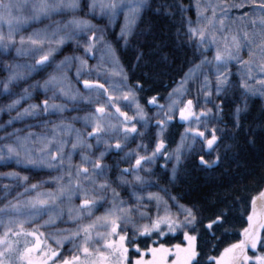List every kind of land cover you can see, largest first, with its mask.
<instances>
[{
    "label": "snow or ice",
    "instance_id": "snow-or-ice-1",
    "mask_svg": "<svg viewBox=\"0 0 264 264\" xmlns=\"http://www.w3.org/2000/svg\"><path fill=\"white\" fill-rule=\"evenodd\" d=\"M153 4L154 7L149 5L148 0H9L8 3L0 0V24L6 23L9 28L7 36L0 33V50H8L9 56L11 49L16 50L10 62L0 61V71L6 73L0 78V96L7 100L0 111L17 113L7 121V126L14 121L36 118L39 124L29 127L45 129L42 133L24 135L17 130L0 137V161L15 160L18 166L28 170H47L51 180L46 183L55 186L53 191L41 192L38 189L45 182L30 184L24 193H17L13 200L0 207V264H169V256L176 257L171 264H201L196 235L185 231L183 237L187 246L182 248L180 244L165 246L169 234L199 223L205 236L214 240L216 231L229 224L232 209L227 201L218 205L207 223L198 220L193 210H187L184 220L178 223L169 213L161 214L160 197L149 191L155 187L167 193V189L159 187V177L151 179L156 175L151 165L158 155H163L166 161L170 159L161 136L175 117L177 100L174 97L181 93L173 90L166 97L151 95L148 85L154 75L166 69L169 47L163 38L164 30L158 35L154 27L148 25L137 31V21L143 19L146 7L157 18L179 17L176 43L193 49L189 71L181 81V87L191 96L179 100L182 105L179 119L187 125L182 139L199 138L202 151L211 156L223 147L226 155L232 147L225 143L226 138L244 136L249 144L256 142L254 129L246 127V121L252 118L246 98L257 94V89L248 83L256 78L254 64L255 71L264 77V0H234L227 4L189 0L187 6L183 0H153ZM193 8L195 20L186 15ZM24 9L29 11L21 15ZM233 10L240 12L245 20L249 14H260L258 24L256 20L250 23L251 36L244 31L229 40L223 17ZM208 12L210 16L205 14ZM120 15L123 23L119 24V32L114 33L115 40L110 42L107 35L111 33H107V29ZM56 16L60 19H55ZM97 17L102 27L91 23V19ZM38 24L44 27L37 28L27 38L21 36L17 46L14 34L21 26ZM133 45V67L143 70V76L129 84L119 64V53L121 47L128 49ZM65 46L72 54L58 60ZM245 49L249 60L241 56ZM213 50L209 59L208 53ZM77 52L83 55H76ZM27 55H31V63L18 62V57ZM90 59L97 63L89 67ZM233 61L241 66L237 75L244 99L230 114V129L227 126L222 129L217 127L223 104L221 93L227 92L232 84ZM104 65L116 71L108 72ZM70 67L75 68L72 79L67 71ZM242 68L247 71L243 72ZM102 71L108 78L119 77V86L106 88L99 83ZM94 72L96 78L92 79ZM35 76L40 79H34ZM209 77L214 78V83ZM73 79L82 88H75ZM21 83L26 86L14 91ZM257 83L264 86V78ZM212 89L220 104L211 99ZM93 92L97 95L93 96ZM260 94L264 96V87ZM40 96L43 99L38 103H29ZM70 102L74 105L72 109L67 107ZM22 103L27 107L21 111ZM145 107L153 112L151 116L145 112ZM127 110L133 115H128ZM70 111L85 112L84 116L71 117L72 122H83L82 130L65 122L64 113ZM51 116H56L57 120H50ZM256 119L258 126L264 128V108ZM131 144H135V148H131ZM179 148L176 165L183 155ZM74 154L79 155V162L75 164ZM110 154L118 159L109 165L104 161ZM221 159L219 153L211 160L199 155L198 163L211 168L218 166ZM121 162L129 166L120 168ZM176 165L169 182L175 179ZM4 175L29 184L28 176L16 172ZM29 192L36 195L24 198ZM168 199L174 201L175 198ZM74 200H79V204L71 206ZM153 201H156L154 215ZM65 204L69 205L67 210L62 207ZM254 216V213L248 215V226L243 228L237 242L224 248L219 257H209V264L213 260L215 264H264V218L254 222ZM66 223L74 227L60 226ZM53 236L57 237L54 241ZM65 243L72 246L67 254L62 250ZM146 254L152 259L145 260Z\"/></svg>",
    "mask_w": 264,
    "mask_h": 264
},
{
    "label": "rangeland",
    "instance_id": "rangeland-1",
    "mask_svg": "<svg viewBox=\"0 0 264 264\" xmlns=\"http://www.w3.org/2000/svg\"><path fill=\"white\" fill-rule=\"evenodd\" d=\"M8 2H9V0H3V3H8ZM183 2L187 6L189 3V0H183ZM193 2H194V0H193ZM211 2L214 4L215 3L227 4V3L234 2V0H211ZM148 3H149V5L154 7L153 0H148ZM24 10L29 11L28 9H24ZM148 13H149V15L151 13H152L151 15H155L154 12L150 10V8L146 7L144 9V12H143V19L137 21V24H138V27L136 29L137 31H141V30L146 28L145 25L144 26H141V25H142V23L144 24L146 22V17H148ZM205 14L209 15V16L211 15L210 12L205 13ZM21 15H23V14L21 13ZM186 15L189 16L191 19L195 20L196 19L195 8H193L191 12L186 13ZM259 17H260L259 13H257L255 16H253L252 14H249L248 19L245 20L241 17L240 12L233 10L230 12V14L228 16L223 17V26L227 30L225 32V34L229 36V40H230L232 35H236L237 33H242L244 31H247L249 33V35L251 36L252 28L250 26V23L252 20H256L257 24H258L259 23ZM55 19L59 20L60 17L56 16ZM99 19H100L99 17H97V19H91V23L92 24H98V26L102 27L103 24L99 23ZM155 19L157 21L160 20L157 17H155ZM170 20H171V22L174 23V37H175V41H176V30L179 28V17L177 16L176 18L170 19ZM104 22L105 23L107 22L106 17L104 18ZM45 23H48V21H45ZM120 23H123V16L122 15L118 16L116 18V20L113 21V26L110 27L109 29H107V33H111V34L107 35V39L110 42H113L115 40L114 33L119 32V30H120L119 24ZM219 26H220L219 21H217V27H219ZM43 27H44L43 24L34 25L32 27L21 26L19 32L14 34V40L16 41L17 46H19V41H20L21 36H24L25 38H27V36L29 34H31L33 31H35L37 28H43ZM8 31H9V28H8V25L6 23L0 24V33H3L5 36H7ZM176 44H177V47L179 48V51H182L183 59H182L181 64L179 66L180 69H179V72L177 73V76L174 78L173 82L170 84L168 91L164 94V96L166 97L173 90H176L177 92L181 93V95L174 97V99L177 100V107L175 109L174 119L176 117L179 118V107H182V105L179 104V100L191 98V96H189L187 94V92H185L184 89L181 87V81L183 80L184 73L189 71V67H190L189 61L191 59H193V49L191 47H184L183 45H179L178 43H176ZM113 46H115V44ZM29 48H31V46ZM133 49H134V45L128 49H124L123 47H121L120 53H119V64L123 68V71L127 74L128 78L130 77V75L138 73L137 72L138 69L133 67V64H134ZM7 51L8 50H6V49L0 50V61H3L4 63L10 62L12 60V57L16 55L15 49H11V53H12L11 56L7 55ZM213 53H214V50H213V52L208 53L209 59H212ZM71 54L72 53H71L69 47L65 46L64 50L60 54H58L57 59L58 60L63 59V57L65 55H71ZM76 55H83V53L77 52ZM96 55L99 56L100 54L97 53ZM241 56L244 60H249V56L247 54L246 49L241 52ZM36 58L37 59L39 58V54L36 55ZM125 58H127V60L130 59L131 62H129V63H131V67L127 66V62L125 63ZM17 60L20 63H24V62L31 63L32 62L31 55H27L24 57H18ZM96 63H97L96 60H91V59L88 60L89 67H91L92 65H94ZM240 67L241 66L237 65L235 63V61L232 62V66L230 68V71L233 74L232 76H230V80L232 81V84L229 87V89L227 90V92L221 93V96L223 97L222 107H223V105H232V110L229 111L228 114H226L229 119L231 118L230 114L232 113L236 104H242V101L244 99L241 95L243 90L240 89V87H239L240 76L237 75V69ZM255 67H256V65L254 64L253 65V68H254L253 74L255 75L256 78L249 80L248 83L257 89L256 95L261 98V100L263 101V104H264V96H262L260 94V90L264 86L257 83L258 80H260L264 77H261L259 72L255 71ZM104 68L107 69L108 72H112L111 68H108L107 65H104ZM67 71L69 74V78L72 79L74 76V73H75V68L70 67ZM115 71H116V69H115ZM242 71L246 72L247 69L242 68ZM5 75H6V73H4L3 71H0V78H3ZM95 78H96V73L94 72L92 74V79H95ZM209 78L214 83V78L213 77H209ZM34 79L39 80L40 76H35ZM201 79H202V77H201ZM31 82L32 81H29V83H31ZM99 83H103L106 88H111L113 85L118 87L119 86V77L114 76V77L108 78L106 75H104V72L102 71V75H101V78L99 79ZM128 83L132 84L133 82H131L128 79ZM25 86L26 85L21 83L19 85V87L14 88L13 90L19 91L20 88H23ZM73 86L75 88H82L81 85L75 83L74 79H73ZM197 87H198V85H197ZM212 91H213V96L211 97V99H213L214 103L220 104L221 101L215 99L214 89H212ZM113 94H118V93H113ZM92 95L96 96L97 93L93 92ZM100 95H101V98H103L102 93ZM252 96L253 95L247 96V98H246L247 99V105L249 104L250 97H252ZM39 99H43V97L40 96L36 99L29 101V103H38ZM57 102H59V101H57ZM160 102L163 103V101H160ZM6 103H7L6 98L0 96V106H3ZM140 103L143 104V101H140ZM207 106L211 107V105H207ZM23 107H27V104L22 103V107L20 109L21 111H22ZM67 107L69 109H72L74 107V105L70 102L67 104ZM127 111H128V115H133V112L131 110H127ZM145 112H147V114L149 116H151L153 114V112L148 111L147 107H145ZM222 112H223V108H222ZM222 112H221L220 117H219L220 123L217 124V127L224 129L227 125H223L221 123V116L223 115ZM16 114H17L16 111H12L11 113H9L7 111H0V137H4L8 133L13 132V131H17V130H19L20 135L27 134L28 132L42 133L45 131V129L43 127H29V125L39 124V120L36 118H26L23 120L14 121L11 126H7V121H9L10 118L15 117ZM243 114H245V113H242V115ZM84 115H85V112H83V111L66 112V113H64V117L66 118L65 122L73 123L74 128L82 130L83 129V122L82 121L72 122L71 117L72 116H84ZM49 119L50 120H57V117L51 116V117H49ZM186 126L187 125H185L183 122L182 129L180 130L175 141H173V143L170 146H166L164 144L165 149L167 151V155L170 157V159H168L166 161L165 157L163 155H158L151 165L153 172L156 174L155 176L151 177V179L156 180L157 177H159L160 179L157 181V183L159 184L160 188L167 189V193H165L163 191H159L155 187L149 189V191L155 193L156 195H158L160 197L161 209H162L161 214L163 215L165 212L169 213L171 218L178 223L184 220L187 210H193L196 214H198L197 209L194 206L182 204V202L179 200L177 195L172 191L173 186L176 184V182L179 179V175L181 173L185 172L186 170H187V172H190L189 168H191L194 165L200 166L201 168H205L198 163V156L204 155L206 160H211L217 154L218 150H220V149H217L210 156L208 153L202 151V142L199 140V138H197L195 141H193L190 136L188 139H182V133H184V129ZM48 127L50 128L51 125H49ZM166 130H167V127L165 128V130L161 136L163 143H165L164 142V136H165ZM226 139H225V141H226ZM8 142H10V141H8ZM189 144L191 145V148L188 147ZM181 145H183V147L179 148V146H181ZM130 147L135 148V144H131ZM178 148L180 151L183 152V155L181 156L180 164L176 165L175 156L177 154ZM125 151H127V149H125ZM117 159H118V157L115 154H110L106 157L104 163L110 165L114 161H116ZM78 162H79V155L74 154L73 163L75 164ZM133 163H134V160H133ZM174 165H176V176H175V179H173L171 182H169V178L172 176V170H173ZM128 166L129 165L127 162H121L120 163V168H127ZM205 169H209V168H205ZM11 172L19 173L20 176H28L29 177V184L25 185V184H23V182L18 181L15 178L8 177V176L4 175L5 173H11ZM55 175H56V173L53 172L52 176H55ZM49 180H51V176H49L47 174V170H44V171H40L37 169L28 170V169L24 168L23 166H18L17 163L15 162V160L0 161V207H3L4 203H6L7 201L13 200L14 197H16L17 193H24L25 187H29L30 184H41V182H45L42 184L41 188L38 189V191H41V192L53 191L55 189V186L54 185L49 186V184L46 183ZM5 186H7V187H5ZM35 195H36V192H29L25 195L24 198L34 197ZM169 197H174L175 198L174 201H169V199H168ZM78 204H79V200H74L73 204L71 206H75ZM62 207H64L65 210H67V207H69V205L65 204V205H62ZM152 207H153V215H154L155 214L156 201H153ZM253 213L255 214L254 222L257 219L264 218V191L259 196H256L253 199L252 204H251L250 214H253ZM96 215H101V212H96ZM46 218L47 217H45V219ZM65 219H67L66 216H65ZM43 222L44 221H40V223H43ZM140 223H147V221H140ZM60 226L62 228L74 227V225L67 224V223L61 224ZM190 226L191 225L176 230L177 232H181V239L184 241V246H187V241L184 240L183 233L185 231H187L189 233V235H192L190 233V230H188L190 228ZM165 230L167 231V229H165ZM0 231H2V229H0ZM41 231H44V229H41ZM49 231H51V230H49ZM176 231H175V233H176ZM170 235H173V234H169V236ZM56 238L57 237L53 236V241ZM155 238L156 237L153 236V239H155ZM141 240H143V239L141 238ZM142 244L143 243L140 244L141 249L144 248ZM228 246H226V247H228ZM71 247L72 246L70 244L65 243L62 250L65 251V253L67 254L68 249ZM144 250L145 249H143L142 251H144ZM90 251H91V249H90ZM144 259L149 260L150 256L148 254H146ZM214 264H215V262H214Z\"/></svg>",
    "mask_w": 264,
    "mask_h": 264
},
{
    "label": "trees",
    "instance_id": "trees-1",
    "mask_svg": "<svg viewBox=\"0 0 264 264\" xmlns=\"http://www.w3.org/2000/svg\"><path fill=\"white\" fill-rule=\"evenodd\" d=\"M151 14L148 13L146 22L141 26L152 25L158 35L164 30L163 38L168 43L169 55L166 69L162 74L154 75L148 87L151 89V95L164 96L179 72L183 57L175 41L174 23L163 18L157 21L156 16ZM126 62L127 66L131 67L130 59L125 58ZM137 72L129 77L133 83L138 82L143 76V70L138 69ZM222 108L221 123L230 129V119L226 114L232 110V105H223ZM262 108L264 104L259 96L250 97L248 111L252 113V118L246 121V127L251 126L255 131L254 144H249L244 136L227 138L225 143L232 146L231 151L225 155L223 147L218 150L217 153L222 157L218 166L205 169L194 165L189 168L190 172H187L186 168L172 188L182 203L197 209V219L205 223L222 201H227L231 206L232 216L229 224L216 231V239L209 240L199 223L192 224L188 229L192 235L197 236L196 244L201 264H209V257H216L226 246L237 242L243 228L248 225L247 217L253 199L264 191V128L258 126L256 119ZM182 124L183 122L176 117L168 125L164 136L166 146L175 141ZM167 239L169 242H181V233L177 232Z\"/></svg>",
    "mask_w": 264,
    "mask_h": 264
},
{
    "label": "flooded vegetation",
    "instance_id": "flooded-vegetation-1",
    "mask_svg": "<svg viewBox=\"0 0 264 264\" xmlns=\"http://www.w3.org/2000/svg\"><path fill=\"white\" fill-rule=\"evenodd\" d=\"M182 204H184V203H182ZM176 233H177V231H176ZM175 233V234H176ZM181 233V232H180ZM143 239V238H142ZM175 244H180L181 245V247L183 248V247H186V246H184V241L182 240L181 242L179 241V242H168V243H166L165 244V246L166 247H171V245H175ZM143 249H145V247L143 248ZM143 249H141V250H143ZM173 251H175V249H173ZM149 256H150V259H152V257H151V255L150 254H148ZM220 255V253L216 256V257H218ZM133 258H136L135 257V254H133ZM149 259V260H150ZM172 259H176V257H174V256H169L168 257V261H169V264H171V260ZM212 264H214V260L212 261Z\"/></svg>",
    "mask_w": 264,
    "mask_h": 264
},
{
    "label": "bare ground",
    "instance_id": "bare-ground-1",
    "mask_svg": "<svg viewBox=\"0 0 264 264\" xmlns=\"http://www.w3.org/2000/svg\"><path fill=\"white\" fill-rule=\"evenodd\" d=\"M27 12H28L27 10H23L22 14L27 13ZM20 14H21V13H20ZM7 34H8V33H7ZM29 47H30V46H29ZM111 70H112V71H115V69H112V68H111Z\"/></svg>",
    "mask_w": 264,
    "mask_h": 264
}]
</instances>
